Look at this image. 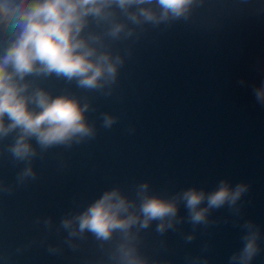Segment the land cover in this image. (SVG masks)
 Masks as SVG:
<instances>
[{
  "label": "water",
  "instance_id": "water-1",
  "mask_svg": "<svg viewBox=\"0 0 264 264\" xmlns=\"http://www.w3.org/2000/svg\"><path fill=\"white\" fill-rule=\"evenodd\" d=\"M128 27L131 37L106 41L124 60L116 84L86 92L55 76L37 81L87 103L94 138L46 151L33 140L37 155L25 161L8 151L15 133L0 139V264H119L121 243L147 264H239L230 257L246 222L260 233L251 264H264V106L253 92L264 81V0H194L179 19ZM102 114L116 118L110 129ZM27 167L36 179L21 182ZM221 180L249 189L231 209L211 210L207 226L194 229L183 203L175 231L136 225L130 242L118 232L108 241L69 236L61 226L114 187L135 199L146 182L150 195L170 198L214 191Z\"/></svg>",
  "mask_w": 264,
  "mask_h": 264
},
{
  "label": "clouds",
  "instance_id": "clouds-1",
  "mask_svg": "<svg viewBox=\"0 0 264 264\" xmlns=\"http://www.w3.org/2000/svg\"><path fill=\"white\" fill-rule=\"evenodd\" d=\"M193 3L194 0H0V139L16 134L8 151L25 161L37 155L33 140L46 151L94 138V127L85 117L89 105L81 106L74 94L63 90L53 95L37 81L55 76L66 84L74 82L77 89L100 92L106 85L116 84L124 65L119 54L113 55L109 42L131 37L133 28L128 24L158 27L170 19H179ZM253 92L264 106V81L254 86ZM102 115L103 127L110 129L116 118ZM26 178L36 179L31 167L18 174L19 181ZM135 187V199H129L117 187L104 191L72 219H62L61 226L69 236H75L77 230L81 234L87 231L108 241L118 232L130 242L135 239L131 230L136 225L148 229L156 222L155 231L161 235L169 229L175 231V225L183 219L178 216L181 203L194 229L197 225L207 226L211 210L225 205L231 209L249 189L244 183L230 187L221 180L216 190L208 193L188 188L163 198L150 195L146 182ZM243 227L248 230L242 236L243 247L230 261L251 264L261 252L257 243L260 233L258 229L252 231L255 226L251 222ZM192 239L186 238L187 242ZM117 251L119 264H147L130 243H121Z\"/></svg>",
  "mask_w": 264,
  "mask_h": 264
}]
</instances>
